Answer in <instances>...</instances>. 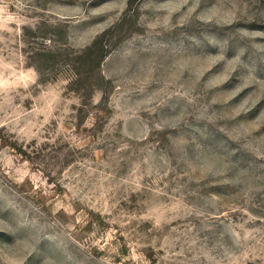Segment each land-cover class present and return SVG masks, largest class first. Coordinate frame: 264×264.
I'll list each match as a JSON object with an SVG mask.
<instances>
[{"label":"rangeland","instance_id":"374dc122","mask_svg":"<svg viewBox=\"0 0 264 264\" xmlns=\"http://www.w3.org/2000/svg\"><path fill=\"white\" fill-rule=\"evenodd\" d=\"M0 264H264V0H0Z\"/></svg>","mask_w":264,"mask_h":264}]
</instances>
